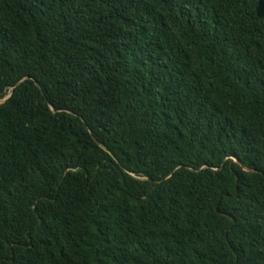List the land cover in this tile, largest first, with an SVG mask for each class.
I'll return each instance as SVG.
<instances>
[{"label": "trees", "instance_id": "16d2710c", "mask_svg": "<svg viewBox=\"0 0 264 264\" xmlns=\"http://www.w3.org/2000/svg\"><path fill=\"white\" fill-rule=\"evenodd\" d=\"M3 98L0 264H264V0H0Z\"/></svg>", "mask_w": 264, "mask_h": 264}, {"label": "rangeland", "instance_id": "374dc122", "mask_svg": "<svg viewBox=\"0 0 264 264\" xmlns=\"http://www.w3.org/2000/svg\"><path fill=\"white\" fill-rule=\"evenodd\" d=\"M6 97H7V96H6ZM6 97H5V98H6ZM5 98H3V99H0V102H2V101L5 99Z\"/></svg>", "mask_w": 264, "mask_h": 264}]
</instances>
